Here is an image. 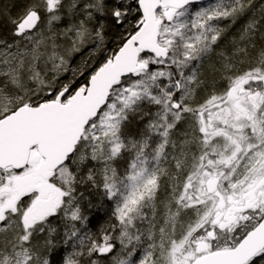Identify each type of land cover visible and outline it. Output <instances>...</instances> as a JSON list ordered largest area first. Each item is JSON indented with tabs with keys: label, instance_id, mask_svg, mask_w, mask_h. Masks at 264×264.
Segmentation results:
<instances>
[{
	"label": "snow or ice",
	"instance_id": "snow-or-ice-1",
	"mask_svg": "<svg viewBox=\"0 0 264 264\" xmlns=\"http://www.w3.org/2000/svg\"><path fill=\"white\" fill-rule=\"evenodd\" d=\"M0 264H264V0H0Z\"/></svg>",
	"mask_w": 264,
	"mask_h": 264
}]
</instances>
